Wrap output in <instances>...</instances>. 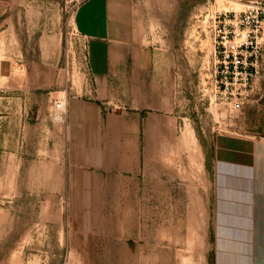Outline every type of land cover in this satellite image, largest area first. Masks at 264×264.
<instances>
[{
	"label": "rangeland",
	"instance_id": "374dc122",
	"mask_svg": "<svg viewBox=\"0 0 264 264\" xmlns=\"http://www.w3.org/2000/svg\"><path fill=\"white\" fill-rule=\"evenodd\" d=\"M84 1L37 7L0 40L11 59L0 77V264H213L215 139H264V33L254 91L233 111L214 97L206 17L251 0H130L151 73L111 79L108 94L73 29ZM76 97L108 99L113 118L96 144L103 157L86 165L69 122Z\"/></svg>",
	"mask_w": 264,
	"mask_h": 264
},
{
	"label": "crops",
	"instance_id": "0c3cea01",
	"mask_svg": "<svg viewBox=\"0 0 264 264\" xmlns=\"http://www.w3.org/2000/svg\"><path fill=\"white\" fill-rule=\"evenodd\" d=\"M60 1L0 0V40L17 37L23 15ZM135 14L130 0H86L73 13L99 94L111 92V79L150 76L151 49L138 40ZM6 60L0 57V77ZM107 100L76 97L70 103L69 122L84 165L103 157L96 144L112 133ZM213 163V264H264V139L218 134Z\"/></svg>",
	"mask_w": 264,
	"mask_h": 264
},
{
	"label": "built area",
	"instance_id": "2783aa9c",
	"mask_svg": "<svg viewBox=\"0 0 264 264\" xmlns=\"http://www.w3.org/2000/svg\"><path fill=\"white\" fill-rule=\"evenodd\" d=\"M207 26L214 40V97L218 105L241 111L253 93L262 60L264 0H251L243 9L211 11ZM64 101H57V113Z\"/></svg>",
	"mask_w": 264,
	"mask_h": 264
},
{
	"label": "bare ground",
	"instance_id": "6f19581e",
	"mask_svg": "<svg viewBox=\"0 0 264 264\" xmlns=\"http://www.w3.org/2000/svg\"><path fill=\"white\" fill-rule=\"evenodd\" d=\"M62 107H63L62 111H64V110L66 109V102H64V105H63ZM59 113H60V112H59ZM59 113H56V114H55V118H56V120L59 118V117H58Z\"/></svg>",
	"mask_w": 264,
	"mask_h": 264
}]
</instances>
